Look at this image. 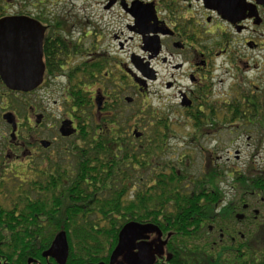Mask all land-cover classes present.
<instances>
[{
	"label": "flooded vegetation",
	"instance_id": "af4514ba",
	"mask_svg": "<svg viewBox=\"0 0 264 264\" xmlns=\"http://www.w3.org/2000/svg\"><path fill=\"white\" fill-rule=\"evenodd\" d=\"M18 17L31 18L43 30L44 75L28 93L13 92L0 80V130L8 133L0 136V176L6 177L12 161L20 160L18 151L23 161H39L42 171L75 153L80 131L70 94L81 91V102L90 111L86 124L93 116L96 125L111 119L128 127L125 135L142 165L135 186L157 192L158 184H170L175 172L185 191L203 195L200 203L217 198L209 206L216 215L229 209L233 221L224 222L227 236L213 225L206 229L210 236L217 232L220 243L228 240L229 246L237 243V235L243 239L237 224L245 223L246 232L261 224L256 220L264 211V191L253 184L264 185L263 165L254 168L249 159L244 169L226 167L218 154L222 129L236 140L249 134L246 141L251 135L258 138L256 145L264 141V110L258 115L252 111L254 104L264 107V100L252 98L264 85L253 88L239 77L252 70L248 51H264L263 6L254 0H0V20ZM219 72L235 78L226 93L216 90L217 79L222 82L216 78ZM159 81L169 100L154 116H141V109L134 108L139 100H162ZM54 91L65 108L58 117L46 107L59 106L56 99L50 104ZM35 92L41 94L33 104L26 96ZM8 114L14 117V138ZM43 141L49 145L44 147ZM146 147L151 154L143 164L139 152ZM233 159L240 160V151L234 150ZM213 183L218 190L211 188ZM238 183L245 188L239 189ZM161 233L160 239L150 234L147 242L155 264H168L171 233Z\"/></svg>",
	"mask_w": 264,
	"mask_h": 264
},
{
	"label": "trees",
	"instance_id": "16d2710c",
	"mask_svg": "<svg viewBox=\"0 0 264 264\" xmlns=\"http://www.w3.org/2000/svg\"><path fill=\"white\" fill-rule=\"evenodd\" d=\"M70 96L75 99L80 131V143L70 156L73 166L66 160L57 165L50 162L42 171L36 161L28 163L32 170L17 167L14 171L12 163L17 162L12 161L7 176H0V264H56L48 250L60 231L68 241L66 264H108L121 227L130 221L154 224L163 234L171 233L168 264H220L199 243H193L208 236V225L227 236L224 222L233 221L229 209L222 208L216 215L209 205L217 198L200 203L203 195L185 191L175 172L170 184H158L157 192L135 186L136 171L142 165L129 144L131 138L125 135L128 127L111 119L96 125L93 116L91 124H86L90 111L81 102V91ZM252 98L264 100V86ZM262 109L261 104H254L253 115ZM140 114L154 116V111L141 110ZM139 153L143 164L149 161V147ZM237 187L243 190L245 184ZM253 187L264 191V185L256 181ZM211 188L218 190V183ZM244 235L239 241L236 238L237 247L221 246L218 255H232L226 264H264V223Z\"/></svg>",
	"mask_w": 264,
	"mask_h": 264
},
{
	"label": "water",
	"instance_id": "95a60500",
	"mask_svg": "<svg viewBox=\"0 0 264 264\" xmlns=\"http://www.w3.org/2000/svg\"><path fill=\"white\" fill-rule=\"evenodd\" d=\"M254 1L264 7V0ZM43 36L40 25L31 18L0 20V80L7 89L28 93L41 84L44 75ZM5 119L13 124L14 138V117L8 114ZM134 135L139 137L140 133L135 130ZM41 143L44 147L49 145L45 141ZM152 233L157 234L158 239L162 234L158 226L154 224L135 221L125 223L118 233L117 244L110 254L108 264H155L156 259L152 253L151 243L147 242ZM68 252L66 233L60 231L55 235L48 254L54 257L56 264H66ZM171 257L172 254L168 253L166 261H170Z\"/></svg>",
	"mask_w": 264,
	"mask_h": 264
},
{
	"label": "rangeland",
	"instance_id": "374dc122",
	"mask_svg": "<svg viewBox=\"0 0 264 264\" xmlns=\"http://www.w3.org/2000/svg\"><path fill=\"white\" fill-rule=\"evenodd\" d=\"M248 52H249V54H252L247 59L248 65H249L250 69H252V70L244 72V73H240L239 77L242 79H246L247 83L254 85L253 88L255 86L262 87L264 85V51L253 50L252 52H250V51H248ZM163 69L164 68H161V73L164 74ZM216 78H219L220 81H222L220 84H218V79L216 81V83H217L216 90H218L219 93H222V92L226 93L229 85L234 81L233 79H235L231 75H223V72L217 73ZM161 81L158 82V84L156 85V88L161 90L160 92L162 93V100L155 99L151 96L149 98V102H147V101L144 102L142 100H139L134 108L138 107L139 109L145 110V111L146 110H151V111L152 110L153 111L154 110H157V111L161 110V105L165 104L166 98L169 100V95H170L165 90L160 89ZM52 93H53V95L50 96V104L52 102V99H56L58 101L59 106H55V107L46 106L47 110H48L47 112L51 116L55 115V117H58L59 115L62 114V110L64 111L65 108H64V106L61 105V103H59L60 102L58 99L59 98V95H58L59 92L54 91ZM39 94H41V92H35V93H33L32 96H30V97L26 96V97L28 98L29 101L33 102V99L35 100ZM20 98H21V96L18 97L19 100H20ZM163 98H165V99H163ZM13 101H15V100H13ZM34 103L35 102H33V104ZM165 108H167V107H165ZM135 111H136V109H134V112ZM132 112L133 111H130V113H132ZM225 126H227V125H225ZM173 129H174V131H177L178 133L183 131V129H175L174 127H173ZM248 129H249V131H258V132H256L258 135L261 133L258 128H256V127L254 128L253 126H248ZM3 134L4 135L8 134L5 129L0 130V136ZM246 136H249V134L240 137L239 140H236L235 134H229L226 129H222L221 135L219 137L221 151L218 154L220 157V165H222V166L225 165L226 167L235 165L238 167V169H244L245 165L248 163V160L250 159V160H253L252 164H253L254 168H260L261 165H263V167H264V141L262 143L259 140V144L256 145L258 138H256L255 135H251L252 139L250 141H246ZM232 141H234L233 144H231ZM235 149L240 151V160L238 162H235L233 159V153H234ZM17 155H18V157H20V160H13V162H17V163L23 162L24 164L12 163V170L16 171L17 167L24 168L25 170L32 168V166L30 164H28L30 161H28V160L23 161L22 160V154L20 153V151L17 152ZM36 161H33V162H36ZM66 161H67L68 165L71 164V166H73L74 159L72 157L68 158ZM37 162H39V161H37ZM61 163H62V161H61ZM30 170H32V169H30ZM8 173H9V171H8ZM23 174H24V172H23ZM226 180H228V178H226ZM225 187H227V185H225ZM263 207H264V205H263ZM256 222L261 223V224L264 223V211H262V213L259 215ZM244 227H246L245 223L237 224L238 230L243 233L242 234L243 238H245L244 234L247 233L246 230H244ZM236 238L239 241L240 235H237ZM212 240L215 242L214 246L213 245L211 246ZM196 243L197 244L199 243V245L202 244L200 247H202L207 252H209L210 257H211L213 262H219L220 264L221 263L226 264L229 257L232 256L228 253H225L223 255L222 254L218 255V252L220 251L221 246H228L229 242H228V240H225L224 242L220 243L218 241L217 232H215V236H213V235L207 236L206 235L204 237H201V239L195 241V243H193V244H196ZM204 244H206V245H204ZM236 244H237L236 245V247H237L238 244H240V242H237Z\"/></svg>",
	"mask_w": 264,
	"mask_h": 264
}]
</instances>
